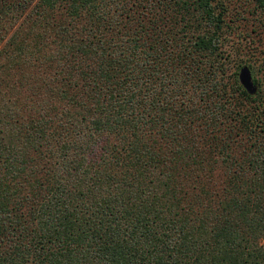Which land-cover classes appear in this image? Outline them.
I'll use <instances>...</instances> for the list:
<instances>
[{
  "label": "trees",
  "instance_id": "1",
  "mask_svg": "<svg viewBox=\"0 0 264 264\" xmlns=\"http://www.w3.org/2000/svg\"><path fill=\"white\" fill-rule=\"evenodd\" d=\"M229 1L0 0V264H264Z\"/></svg>",
  "mask_w": 264,
  "mask_h": 264
},
{
  "label": "rangeland",
  "instance_id": "2",
  "mask_svg": "<svg viewBox=\"0 0 264 264\" xmlns=\"http://www.w3.org/2000/svg\"><path fill=\"white\" fill-rule=\"evenodd\" d=\"M228 9L225 20L234 29L228 33L223 49L235 62L241 58L261 66L264 62V16L253 11L252 4L244 0H230ZM258 76L264 79L263 73Z\"/></svg>",
  "mask_w": 264,
  "mask_h": 264
},
{
  "label": "water",
  "instance_id": "3",
  "mask_svg": "<svg viewBox=\"0 0 264 264\" xmlns=\"http://www.w3.org/2000/svg\"><path fill=\"white\" fill-rule=\"evenodd\" d=\"M238 80L248 93H253L255 91V86L251 81L250 73L246 66L240 67L238 71Z\"/></svg>",
  "mask_w": 264,
  "mask_h": 264
}]
</instances>
